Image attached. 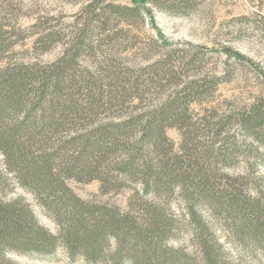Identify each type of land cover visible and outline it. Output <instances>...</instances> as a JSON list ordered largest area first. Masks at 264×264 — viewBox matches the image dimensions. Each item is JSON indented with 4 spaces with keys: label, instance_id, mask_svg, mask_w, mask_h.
<instances>
[{
    "label": "trees",
    "instance_id": "trees-1",
    "mask_svg": "<svg viewBox=\"0 0 264 264\" xmlns=\"http://www.w3.org/2000/svg\"><path fill=\"white\" fill-rule=\"evenodd\" d=\"M105 1L116 0L84 6L83 24L52 63L0 68V193L11 177L57 227L49 233L24 200L0 194V264H17L10 252L49 256L57 247L84 264H234L203 212L240 245L251 242L264 254V191L248 174L224 172L236 156L250 155L247 139L256 154L264 152V100L221 122L197 121L189 107L209 91L201 80L147 107L140 72L104 57L95 70L82 69L81 55L96 53L93 38L113 35L111 21H143L156 5ZM56 40L45 34L36 43L46 52ZM105 114L112 117L105 121ZM228 124L241 131V142L221 139ZM172 128L181 136L177 149L167 136ZM201 130L216 131L214 141L203 142ZM68 179L97 181L104 194L129 190L126 209L77 197ZM182 235L190 250L169 244Z\"/></svg>",
    "mask_w": 264,
    "mask_h": 264
},
{
    "label": "rangeland",
    "instance_id": "rangeland-1",
    "mask_svg": "<svg viewBox=\"0 0 264 264\" xmlns=\"http://www.w3.org/2000/svg\"><path fill=\"white\" fill-rule=\"evenodd\" d=\"M98 0H0V68L6 64L47 65L55 61L62 48L72 43L83 24L82 9ZM132 6L141 0L105 1ZM150 15L131 23L111 21L113 35L100 37L94 32V47L81 55L82 69L95 70L102 58L120 67L140 72L144 106L163 102L179 85L192 79L201 80L208 93L197 97L189 110L197 121L204 116L225 119L230 114L248 109L264 100V0H155ZM53 34L57 40L46 52L36 43L38 37ZM92 43V34L89 35ZM235 54L238 56L236 57ZM112 115H102L108 120ZM217 119V120H218ZM221 139L243 136L235 124L219 129ZM216 131L204 130L201 140L209 145ZM167 136L174 149L181 143L178 130L169 129ZM232 140V139H230ZM250 155L236 156L224 172L228 176L248 174L252 186L264 191V152L256 154L255 144L247 139ZM262 153V154H261ZM73 193L86 201L118 206L125 210L130 191L102 193L97 181H66ZM5 201L22 199L30 207L37 223L51 234L57 233L53 220L43 211L35 197L11 177L0 193ZM178 201L172 210L179 214ZM205 220L215 226L216 237L228 254L227 262L264 264V254L253 243L240 245V238L229 237L215 219L203 212ZM173 247H190L186 236L170 242ZM239 244V245H238ZM243 246V247H241ZM6 257L17 264H84L70 260L61 247L49 256L23 255L14 252Z\"/></svg>",
    "mask_w": 264,
    "mask_h": 264
}]
</instances>
